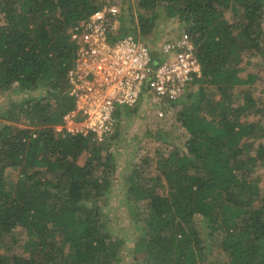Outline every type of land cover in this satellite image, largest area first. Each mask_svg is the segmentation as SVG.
<instances>
[{
	"label": "trees",
	"instance_id": "16d2710c",
	"mask_svg": "<svg viewBox=\"0 0 264 264\" xmlns=\"http://www.w3.org/2000/svg\"><path fill=\"white\" fill-rule=\"evenodd\" d=\"M105 3L115 5L0 0V93L17 85L29 94L0 109L6 122L0 129V242L20 245L19 228L28 236L20 253L0 254V264L121 262L125 238L101 211L117 169L111 143L56 131L73 107L67 75L76 47L68 31ZM136 3L137 13L122 14L118 31L146 40L163 21H175L195 43L202 78L165 105L181 107L184 148L161 155L151 177L138 165L128 177L125 201L139 232L135 249L144 264H207L209 241L220 237L228 264H264V188L256 176L264 174V89L258 98L252 89L264 77L241 76L244 53L264 55V0ZM40 91L46 96L30 95ZM21 121L26 128L17 126ZM142 164L151 165L148 159Z\"/></svg>",
	"mask_w": 264,
	"mask_h": 264
},
{
	"label": "built area",
	"instance_id": "2783aa9c",
	"mask_svg": "<svg viewBox=\"0 0 264 264\" xmlns=\"http://www.w3.org/2000/svg\"><path fill=\"white\" fill-rule=\"evenodd\" d=\"M120 17L118 6L103 7L68 31L76 47L67 75L73 107L56 127L57 133L92 136L101 145L119 128L118 107H137L146 90L158 116L164 117L165 105L179 101L202 78L189 34L165 41L154 54L140 38L118 31Z\"/></svg>",
	"mask_w": 264,
	"mask_h": 264
},
{
	"label": "rangeland",
	"instance_id": "374dc122",
	"mask_svg": "<svg viewBox=\"0 0 264 264\" xmlns=\"http://www.w3.org/2000/svg\"><path fill=\"white\" fill-rule=\"evenodd\" d=\"M107 1L108 3L115 2V5L121 9V15L123 14L126 19L131 14L135 15L137 13L138 6L136 0ZM107 6L105 3L103 7ZM227 17L232 18V14L227 13ZM183 31L182 26L175 23V21L165 20L151 36L146 37V40L142 38L140 40L149 46L151 45L154 51H157L165 41L181 36L184 34ZM241 68L243 69L241 73L242 77H246L248 73H257L260 77H264V55L251 56V52L244 53ZM17 87L15 85L11 91L0 93V109L2 111H6L12 101L23 102L28 99L29 94L20 92ZM252 89L255 97H260L262 95L261 91L264 89V82L259 80ZM30 95L42 98L46 96V93L40 91V94L32 93ZM151 98V94L145 90L140 97L137 107H118V123L119 125L124 123V125L118 128L119 135L117 138L114 139L113 137L111 142L106 141L102 143L104 145L111 143L110 151L115 156V164L117 165L116 172L111 177V190L101 204V211L106 216L113 231L119 237L125 238V250L122 252V259L119 264H144L141 254H138L135 249L139 232L130 217V211L125 201L126 198L130 197L128 195L130 185L128 177L132 175L136 165L143 167L141 173L143 177H151V175L155 174L154 171H157L156 162L160 156L168 155L174 147L183 149L186 142V133L182 129L177 117V111L181 107L171 108L168 106L164 117H159L157 114L158 107L151 104ZM5 123L4 120H0V129ZM17 126L19 128H26L27 123L21 121ZM158 136L163 137V141L158 140ZM88 157V152L83 153L79 158V164L83 165ZM143 159L150 160L151 165H143ZM257 172L256 176H260L257 177L260 178L259 185L264 188L263 170L261 169ZM14 173L13 170H9L8 176L11 178L14 176ZM135 206L140 210V204H135ZM255 206H258V202ZM200 230L202 235L207 236L208 231L206 229ZM15 235L20 245H13L10 239H5L3 242H0V254H18L21 252L20 246L28 239L27 233L19 228L15 230ZM219 238L216 237L209 241L210 249L206 251L207 264H214L215 257L218 258V264H228L227 257L223 256L224 252L221 249ZM8 250L10 251L8 252Z\"/></svg>",
	"mask_w": 264,
	"mask_h": 264
}]
</instances>
